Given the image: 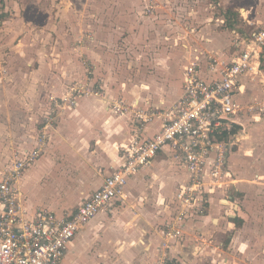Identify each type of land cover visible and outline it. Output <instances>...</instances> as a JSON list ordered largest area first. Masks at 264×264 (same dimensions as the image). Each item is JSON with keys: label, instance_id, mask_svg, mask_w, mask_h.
<instances>
[{"label": "rangeland", "instance_id": "1", "mask_svg": "<svg viewBox=\"0 0 264 264\" xmlns=\"http://www.w3.org/2000/svg\"><path fill=\"white\" fill-rule=\"evenodd\" d=\"M6 3L12 4L17 15H20L22 20L20 25L23 24L21 31L28 30V38L23 48L28 45L36 47L25 55L29 56V52L34 53L38 60L30 65L27 62L24 67L29 66L30 69L37 67L41 68V71L47 67L51 74L56 73L57 78L61 77L59 74L64 70L69 71L74 67L72 70L76 71V74L61 77L64 78L59 82L62 83V87L54 81L44 82L45 76H42V83L40 80L36 82L31 79L29 84L40 86L35 93L38 98L37 109L29 110L31 114L35 111L38 113L37 119L30 120L31 124L28 123L30 125L28 133H32V136H29V141H17V138L20 139V127L19 133L14 127L16 132L13 135L10 125H7V129L0 125V140L7 141L8 145L15 143L22 148L26 146L22 143L28 144L33 139L30 147L33 148L37 142L40 143L38 156L40 158L46 152L48 142L56 132L61 116H65L66 123L59 127L68 131L72 124L69 121L77 115L76 108L82 99L89 100L91 102L89 106L95 105L98 100H105L114 115L129 122L131 128L129 136L118 143L117 158L113 160L107 172L113 170V165L121 160L122 146L134 137L146 135L144 125L150 121V117L167 109L148 106L150 103L147 104V101L137 103L132 98L133 85L157 84L159 81L156 76L162 75L158 73L161 70L165 76V73H170L172 68H176L182 75L183 65H186L188 60L196 58L198 55L195 54H199L201 50L215 56L216 51H219L216 48L227 44L232 46L230 49L237 52V48L245 45V37L255 28L257 24L255 21L264 14V0H4V4ZM241 8H245L243 10L245 15L240 11ZM229 10L239 11V15L229 16ZM231 24L235 30H231ZM248 29L250 30L247 31ZM210 41L213 44H210L212 48L207 46ZM99 48L100 52L101 49L108 50L104 58L97 55L99 52L92 55V51L97 49L99 51ZM74 61L77 62L76 65L73 64ZM2 83L5 85L14 82L12 78L2 77L0 84ZM110 86L115 87L116 93H109ZM242 94L246 97L242 100L241 109L233 116L238 123L236 130L231 133L232 139H228L230 152L227 162L222 166L221 176L214 177L201 188V195L208 200H204L199 212L185 218L188 220L209 214L213 202L221 209L222 215L221 213L219 215L221 223L216 220H213L215 223L211 222V230L215 237H202L201 241L205 247L195 250L205 257L201 264H264V57L257 73L244 74ZM11 96L12 93L8 91L5 96L6 103L11 99L13 102L20 101V97L14 95L13 99ZM179 98L177 97L174 102ZM18 104L20 103H15L16 107ZM10 105L13 109V103ZM236 151L238 153H234ZM231 156L233 158L235 156L237 159L235 163L238 165L232 162ZM13 157L11 154L6 162H10ZM61 168L56 174H46L42 178V184L47 198L53 201L55 206L65 210L75 206L78 199L84 195L80 186L86 182L87 173L83 172L82 168L65 169L64 166ZM104 169L100 170L102 174ZM241 169L247 173L246 178L256 185L255 189L250 187L247 200L246 196L241 200L238 195L241 187L238 184ZM97 177L98 175L95 179ZM124 198L98 213L96 221L99 227L92 232L93 249L94 247L115 249L112 243L108 247L109 245L104 242L102 235L104 232L113 229L118 231L119 228L131 231L138 225L151 228L147 220L140 221V224L131 218L128 219L125 214V212L137 214L138 211H142V214L148 213L147 204L123 203ZM245 201L250 204L244 205ZM173 207L171 202L169 214ZM239 214H243L246 220L251 216L250 219L255 218L256 221L255 225L249 226L250 232L242 236V242L245 243L243 249L231 246L232 241L228 236L231 232L227 230L225 224ZM165 223L162 225V222L160 225L163 238L167 229ZM185 224L181 228L184 229ZM177 238H165L158 246L154 258L161 256L168 264H182L179 252L173 253L171 248L174 245L173 239ZM229 241V246L225 245Z\"/></svg>", "mask_w": 264, "mask_h": 264}, {"label": "crops", "instance_id": "2", "mask_svg": "<svg viewBox=\"0 0 264 264\" xmlns=\"http://www.w3.org/2000/svg\"><path fill=\"white\" fill-rule=\"evenodd\" d=\"M244 9L245 8H241L240 11L243 13ZM16 15L17 13L12 4H4V0H0V81H2V77H4L8 79L12 78L14 82L5 83V85L4 83L0 84V125L4 126L3 129H7L10 125L13 135H15L14 132L16 131L19 133L18 128L20 127V139L17 138V141H29V136H32V133H28L29 124H31L29 121L37 119L38 116V113H35L36 111L31 114L29 110L37 109L38 98L35 93L38 91L37 87H40L37 84L34 86L29 84L31 79L36 80V82L40 80L42 83V76H45L46 79H44V82L50 81L53 83L54 81L55 84H60V87H62V83L59 82L66 78L67 75L76 74V71L73 72L72 69L74 67L70 68L69 71L66 69L59 74L64 78H57L56 73L51 74L49 70H47V67L46 70L44 69L43 71H41V68L36 67L38 72H36V68L30 69L31 67L27 66V69L24 67L27 65V62L30 65L33 61L38 60V58L31 52H29V56L25 55L29 50H35L36 47L34 45H32V47L28 45L26 48H23L26 44L25 40L28 38V30L24 29L21 31L23 29V24L20 25L22 20L20 15ZM243 15L245 14L243 13ZM263 21L264 14L255 22L261 23ZM231 30H235V28ZM249 30L250 29L247 31ZM210 44L213 45L210 41L207 43V46L212 48ZM229 47L232 48V46H228L227 44H224L223 47L219 46V48L213 46L214 49L216 48L219 50L216 51L217 54H215V56L232 58L236 50H232ZM105 49L103 51L101 49V52L100 48L99 51L98 49L97 51H92V55L99 52L97 55L104 58V55L108 53V50ZM210 51L209 49L208 52ZM195 55H198L197 57L201 61L203 76H210L206 64L207 57L211 56V54H207L206 51L203 52L201 50L199 54L197 53ZM177 56L178 54L176 57ZM58 60L60 59L58 58ZM190 60H188V62ZM74 63L76 65L77 62L74 61L73 64ZM77 66H79V64ZM184 68L185 64L183 65L182 75L179 74L176 68H172L170 73H165V76L161 70L158 73L162 75L156 76L159 82H156L157 84L152 83V86L150 84L135 83L132 87V98H134L137 103L147 101V104L150 103L148 106H159L162 107L161 109L170 107L177 97L182 95ZM241 82L242 91H240L236 97L242 104V100L246 97L242 94L244 76H242ZM8 91L12 93L11 98L14 99L13 96L15 95L20 97V101L16 100L13 102L14 100L11 99L12 101L9 100L10 102L6 103L5 96H7ZM108 91L110 94L116 93L114 86L108 87ZM16 102L20 103L17 107L15 105ZM10 103H13V109ZM90 103L91 102L86 100V98L80 101L76 108L77 115L72 117L69 121L72 122V124L68 131L59 127L61 124L66 123L64 120L65 116H61L57 130L52 134L51 141L48 142L46 152L23 173L18 181V185L22 192V203L25 206L29 208L49 207L59 214L71 211L91 192L97 189L102 184L107 173L111 172L112 169L109 170V172H107V169L113 163V160L117 158L118 143L129 136L131 130L130 124L129 122L127 123L125 119H121V117L114 115L112 110L108 108L107 101L98 100L97 103L95 102V105L89 106ZM9 108L10 111H8ZM161 112L162 110L158 115L154 117L151 116L152 119L144 125L147 136H152L160 129L162 123ZM105 114L107 115L104 116ZM14 127L16 131H14ZM0 142L1 171V168L8 160L7 158L11 154L14 155L15 151L19 149V146L15 145V143H12V146L8 145L9 143L7 144V141L3 142L0 140ZM22 142L23 141H21V143ZM31 143H33V139H31L28 144L26 142L22 143V145L26 144V146H22V148L31 149ZM234 153H238V151ZM231 159L232 162L234 161L233 163L237 162L235 156L234 158L231 156ZM244 162L245 160L242 163ZM118 164L113 165V167L118 166ZM235 164L238 165L237 163ZM242 165L243 164H241V166ZM62 166H64L65 169L82 168L83 172L87 173L86 182L84 185L80 186V189L84 191V195L78 199L75 206L65 210H61L59 207L55 206L53 201L47 198L48 196L43 190L44 186L42 184V178L46 174H56L58 169ZM241 166L240 168H242ZM101 169H104V173H106L105 176L104 173L102 174L100 172ZM243 170L244 169H241L240 172V183L238 184L241 187L238 195L241 200L246 196L245 200H247L250 195V187H254L255 189L256 185H253V181L246 178L245 175L247 173L242 172ZM97 175L98 177L95 179ZM187 179L188 172L174 160V157L171 155V149L166 147L161 150L149 166L140 169L128 179L125 186V198L122 200L124 201L123 203L126 202L127 204L129 202H138L142 205L147 204L148 213L142 214V211H138L137 214L133 212H125V214L128 219L131 218V220L138 223L142 220H147L151 228H143L142 225H138L131 231H124L119 228L118 231L113 229L104 232L102 234L104 242L109 245L108 247H110L112 243L115 249H107V247L105 249L94 247L93 249L91 245L92 232L99 227L96 221L99 213L72 239L60 264H153L155 252L160 243L165 239L163 238L162 226L160 225L162 222V225H164V223L170 219V204L172 202L174 206L172 211H174V198L177 188L180 183L185 182ZM213 203L210 206L209 214L186 220L184 222V224H186L183 229L184 233L182 237L173 239L174 245L171 247L172 252H177L176 254L179 252L178 256L182 264H201V260L205 259L203 254L195 252V250L205 247L203 244L204 242L202 243L201 241L202 237H215L211 230V222L216 220L221 223L222 221L221 218H219L221 209L218 204ZM246 204L249 205L250 203L245 201L244 205ZM222 217L224 218L225 216ZM237 217L242 219L241 224L237 225L233 220L226 221L227 223L225 224H227V230L231 232L228 235L230 241H232L231 246L235 245L243 249L245 243L242 242V236L244 233L250 232L251 228L249 226L255 225L256 221L255 218L251 220V216L246 220L243 214H239ZM230 241L225 245L229 246ZM200 244L203 245L201 246Z\"/></svg>", "mask_w": 264, "mask_h": 264}, {"label": "built area", "instance_id": "3", "mask_svg": "<svg viewBox=\"0 0 264 264\" xmlns=\"http://www.w3.org/2000/svg\"><path fill=\"white\" fill-rule=\"evenodd\" d=\"M254 27L232 58L207 57L210 76H203L198 57L185 65L182 95L161 112L160 129L122 146L118 166L75 209L59 214L49 207L29 208L22 203L18 181L38 158L40 143L17 149L0 171V264H60L75 235L98 213L125 197L128 179L149 166L166 147L188 172L165 223L166 239L181 238L185 218L199 212L208 200L201 188L221 176L228 160V139L237 125L233 116L241 109L236 96L242 91V76L257 73L264 57V21ZM153 264L168 262L160 256Z\"/></svg>", "mask_w": 264, "mask_h": 264}, {"label": "trees", "instance_id": "4", "mask_svg": "<svg viewBox=\"0 0 264 264\" xmlns=\"http://www.w3.org/2000/svg\"><path fill=\"white\" fill-rule=\"evenodd\" d=\"M237 15H239V12H237V11H233V10H229V16H237ZM230 18V17H229ZM231 28H233L234 26H233V24H231V26H230ZM232 220L237 224V225H239V224H241V222H242V219L240 218V217H234V218H232Z\"/></svg>", "mask_w": 264, "mask_h": 264}]
</instances>
